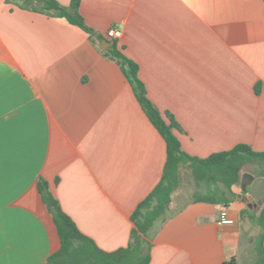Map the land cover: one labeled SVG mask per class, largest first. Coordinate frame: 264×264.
Wrapping results in <instances>:
<instances>
[{
  "label": "crops",
  "instance_id": "1",
  "mask_svg": "<svg viewBox=\"0 0 264 264\" xmlns=\"http://www.w3.org/2000/svg\"><path fill=\"white\" fill-rule=\"evenodd\" d=\"M20 2L0 0V264H44L60 247L40 176L99 248L127 246L166 143L107 56L112 44L179 124L187 154L264 151V0H78L92 35ZM110 27L121 38H108ZM231 190L227 204L171 199L147 264H258L242 242H254L244 226L255 229L247 216L262 205L239 182ZM223 207L234 225H217Z\"/></svg>",
  "mask_w": 264,
  "mask_h": 264
},
{
  "label": "trees",
  "instance_id": "2",
  "mask_svg": "<svg viewBox=\"0 0 264 264\" xmlns=\"http://www.w3.org/2000/svg\"><path fill=\"white\" fill-rule=\"evenodd\" d=\"M20 6L48 14L64 17L89 34L88 27L79 12L78 0H72L68 6L57 0H20ZM106 54L115 59L132 86L133 93L141 108L153 126L162 135L166 143V160L159 182L137 204L131 214L134 224L126 247L105 251L87 235L83 234L61 209L57 198L50 192L48 183L40 176L37 190L43 203L50 212L60 238V247L52 253L44 264H147L150 258L151 240L160 224L170 215L169 204L173 191L178 187L180 168L186 166L197 185H206L208 192L197 194L194 201L227 204L234 193L231 186L240 181L241 173L253 171L264 176V151H255L247 144H238L230 150L216 152L206 157L187 154L177 137L182 132L179 124L169 112H161L148 98L145 86L138 77V65L126 57L114 44L106 49ZM251 165V169L247 167ZM262 205L258 215L248 213V219L260 227L255 237L256 250L259 253L258 264H263L264 252V197L257 200ZM247 210L240 212L241 216ZM223 264H236L234 257Z\"/></svg>",
  "mask_w": 264,
  "mask_h": 264
},
{
  "label": "rangeland",
  "instance_id": "3",
  "mask_svg": "<svg viewBox=\"0 0 264 264\" xmlns=\"http://www.w3.org/2000/svg\"><path fill=\"white\" fill-rule=\"evenodd\" d=\"M247 169H251V165L247 167ZM208 192V188L206 185H197L191 175L190 169L186 166H183L180 168V175H179V184L178 187L173 191L172 193V199L177 202L176 206L178 207L181 204V201H187L190 199H193L198 193L199 194H205ZM256 213V211H254ZM252 226L255 227V229L251 230L249 229V224L245 223L244 229H246L248 232V236H253L257 238L258 235V227H256V224L252 223ZM245 236V234H243ZM242 244L245 245V248L250 252L251 254H255V242L247 243L242 242Z\"/></svg>",
  "mask_w": 264,
  "mask_h": 264
},
{
  "label": "water",
  "instance_id": "4",
  "mask_svg": "<svg viewBox=\"0 0 264 264\" xmlns=\"http://www.w3.org/2000/svg\"><path fill=\"white\" fill-rule=\"evenodd\" d=\"M101 44L103 48H107L110 43L104 39ZM239 184L242 190H246L247 187H249V193L255 199H259L264 196L263 176H255L251 172L244 171L241 173Z\"/></svg>",
  "mask_w": 264,
  "mask_h": 264
},
{
  "label": "built area",
  "instance_id": "5",
  "mask_svg": "<svg viewBox=\"0 0 264 264\" xmlns=\"http://www.w3.org/2000/svg\"><path fill=\"white\" fill-rule=\"evenodd\" d=\"M106 36L110 39H118V38H121L122 32L118 28L110 27L106 31ZM216 223L218 226L234 225L235 219L230 217L227 209L223 207L219 211Z\"/></svg>",
  "mask_w": 264,
  "mask_h": 264
}]
</instances>
